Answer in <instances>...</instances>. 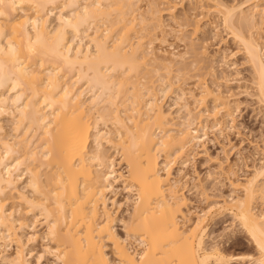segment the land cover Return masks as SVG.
<instances>
[{"label":"bare ground","instance_id":"1","mask_svg":"<svg viewBox=\"0 0 264 264\" xmlns=\"http://www.w3.org/2000/svg\"><path fill=\"white\" fill-rule=\"evenodd\" d=\"M137 2L0 0V263H32L24 249L39 236L26 215L39 210L36 216L43 217L46 227L42 238L50 244L45 252L57 264H237L246 256H230L220 244L210 249L206 244L210 226L226 213L249 237L257 255L250 259L264 264V211L255 207L258 199L264 203V163L246 182L230 179L240 196L210 207L188 224L191 212L184 211L187 198L183 185L173 179L172 165L179 154L206 139L208 123L213 130L225 128L234 116L232 104L220 90L200 80L202 84L190 88V96L200 106L207 99L214 105L195 112L185 98V88L178 86L177 102L185 116L180 124L173 121L160 95L172 93L171 72L179 66L177 76L178 71L184 73L188 53L176 52L173 44L168 45L170 53L159 51L153 48L154 39H145L154 30L167 37L162 16L170 15L175 21L177 6L163 9L160 1L150 0L146 17L137 14ZM211 2L215 7L208 11L221 18L251 65L255 97L264 106V47L256 36V30L264 29V0ZM57 9H61L59 22L51 29L49 17ZM143 25L153 26L148 28L152 33ZM197 27L201 29L197 23L194 34ZM176 31V39L188 47L183 30ZM196 58L191 64L198 62ZM5 116L14 122L12 139L2 124ZM109 121L116 127V137L101 128ZM35 136L40 146L33 142ZM103 142L121 152L126 172L115 169ZM42 168L50 172L46 179ZM23 182L33 197L19 187ZM119 182L135 197L131 216L123 223L125 238L115 229L118 211H112V206L116 201L108 198ZM9 192L31 212L8 210ZM36 216L35 223L39 222ZM28 230V235L20 234ZM131 240L141 246L139 252L128 246ZM13 243L16 252L5 255V248Z\"/></svg>","mask_w":264,"mask_h":264},{"label":"rangeland","instance_id":"2","mask_svg":"<svg viewBox=\"0 0 264 264\" xmlns=\"http://www.w3.org/2000/svg\"><path fill=\"white\" fill-rule=\"evenodd\" d=\"M137 1H139L137 2V5L135 4V9L136 6L138 7L137 9H139V11H137V14H145L149 10L148 1L150 0ZM158 1L162 3V6H160V8L162 7L163 9L173 4L177 6L174 12L175 17L173 15L175 21L172 20L173 18L170 15L163 14L162 20L165 25L164 30L168 31L166 35L167 37H160L159 30V32L157 30V32H154L155 30L153 31V33L150 32L149 30H151L153 27H151V25H148L149 30L146 27L147 25H143V27L147 28L145 29L147 33H152V36L151 34L150 36L148 35L149 37H147L145 41L147 40L146 42H149L150 40L153 41L154 39L153 48L159 51H167L170 53L173 50H171L168 45L173 44V47H176V52H185V54L188 53V55H186L188 57H186L187 59L185 61V64H187L188 67L184 71L185 74L182 72V70L181 72L183 73V75L180 71H178L180 76H177L178 73L176 69L179 66H175L171 72L172 80H170L171 82L173 81L172 83H174L175 88L173 87V89H171L172 91H169V93H172L167 94L166 96H159L160 98L164 99H161L163 109L168 110L167 112L171 111V114L173 116L172 119L175 123H182L181 120L184 119L182 117L185 116V112H183V109H181L180 107V101L177 102V95L181 93L177 88L178 86H181L183 89L185 88L186 92L188 93V96H186L185 98L188 99L187 102L191 105V108L195 109V112H199V110L203 111V109L206 110L207 108L211 109L214 105V103L211 102L212 99H207V103L205 102L206 104L204 103L202 106H200V104L195 102V99H193L189 94V91L191 90L190 88L192 86L194 88L195 84H197L201 80L202 82L206 81V83H208V85L212 87L211 89L214 88L213 90L217 89L222 92L224 97L231 102L234 115V118L232 117V122V118H230V120L227 119L225 128L221 127L223 128V130L221 128L218 129V127V130H213V128H211L212 124L210 123V125L208 123V128L210 129H206V139H204L202 143H199L195 147H192L191 149L185 151L183 154H179V157H177V159L174 161V165H172L173 179H178L180 181V185H183L182 192L187 198L188 208L186 207L184 211L186 213L191 212V215L188 216V218L190 219L188 224L190 225L194 221H196L198 215L202 214V212L204 211H207L210 207L216 206V204H223L225 200L231 197H235L236 195L240 196L242 192L239 190L237 191L233 188L230 179L235 177L243 182H246V180L254 176L255 167H259L264 163V106H262L263 104H260V102L257 101L258 99L255 97L256 89L255 85L253 84V70L250 67L251 65H249L246 57L244 56L245 54L243 53V51H241V47L238 46L239 44L236 43L234 39H232L227 29L224 28V24H221V18L210 13V10L208 11L210 7H215L214 3L211 2V0H207L210 1V3L205 2L206 0H200V2H198L199 0L197 2L195 0H168V3H165L164 0ZM221 1H224V3L227 4H233V2L237 4L244 0ZM202 8H204V11L205 8H207L206 12L202 11ZM248 9H246V11ZM60 10H55L53 15H50L49 17L51 29L55 28V26L58 25L59 21L57 20V18L59 16V13L61 12ZM64 12L66 13V11ZM207 12H209L212 16ZM29 13H32V11L30 10ZM257 17L258 20L259 18L261 19V15H257ZM211 18L213 20H211ZM199 19H201V22H197L199 21ZM216 22L217 24H215ZM139 23L140 22L138 21L136 22L138 30L140 28V26H138ZM197 23L198 26H201V29L200 27H197L198 33L194 34V28L196 27ZM210 23H213L212 27L210 26ZM140 25L142 26V24ZM143 27L142 30L144 29ZM170 28L172 30L174 29V32L172 30L170 31ZM176 30H183L182 36L184 39L187 38L186 42H188V47H186L187 43L185 45V43L179 41L178 38L176 39ZM178 31L176 32L178 33ZM263 31L264 29L260 30L261 33H258V31L256 30V36L257 38L259 37V40L264 47ZM143 32L140 33L144 34ZM146 32L145 34L147 35ZM164 38L167 39L165 40ZM162 39L167 42H164L163 44ZM202 52L206 53L204 54V56L206 55L205 57L203 56ZM195 58L196 60H198V62L196 61L198 64L196 62H194L195 64H191L193 61H195ZM184 67H186V65ZM150 69L152 73L153 67H150ZM146 70L148 71V69ZM162 71L164 70H161V73L165 72ZM71 73L73 74L74 72H70V78L72 77L70 76ZM144 74L146 75V73ZM152 80L155 79L153 78ZM202 82H199L198 84H202ZM201 86L202 85H200V87ZM199 90L200 89L196 90V92L194 90V92L198 94L200 93ZM86 98L88 99V97ZM175 102H177V104ZM10 119L11 118L7 116L2 118V124L3 126H5L4 129L6 130L5 132L10 136L9 139L11 138V136L13 138V136H15L16 134L15 131L12 130L15 129L14 122ZM106 124H108V128L104 126L105 123L101 124V128L104 131L110 130L113 133L111 134V136L116 137V127L112 125L110 121ZM228 124L230 125L228 126ZM206 132L204 131L202 133ZM29 136L30 138H32L33 134L32 136ZM33 142L36 144V146H40L39 138L36 137L35 140L33 139ZM103 145L104 150L107 151L105 153L115 160V169L118 172H126L127 169L126 165H124L122 161L121 152L107 145L105 142H103ZM183 160L186 161V166H182L180 164V162ZM179 169L181 170V172H179ZM229 172L232 174L231 178L229 176ZM40 173L43 175V179H46L48 174H50L47 168H42L40 170ZM23 177H25L23 178V181L26 182V178L28 176L24 175ZM24 182L23 184H20L19 187L31 197L33 195L32 190H30L28 185L26 183L24 184ZM122 184V182L115 183L114 187L116 190L114 191L116 193H109L108 198L111 200L114 199L116 201V205H113L111 204V200H109V206L111 207L113 205L112 211H115V213L116 211H118L116 215V218L118 220L116 222L115 229L122 238H125L127 236L125 234L126 231L123 226L127 222L126 220L131 216V202L133 201L132 198L134 199L135 197L134 194H129L127 190H125V187L123 186L124 184ZM16 197L17 196L12 192L8 193L6 197L8 198V200L6 201V203L8 202V210L20 209L21 214L22 212L24 213L25 211L31 210L28 208L29 206L25 205V203H21L20 200ZM256 202L257 203L255 204V207L257 208V210L264 211L263 201L261 199H258ZM32 211L34 212L35 210ZM33 212H31L33 215H26V219L29 224H34L35 232L38 233L39 237L35 241H33L30 246H25L26 248L24 249V255L28 253L26 256L30 260V263L32 262L31 264H37L39 262V255L43 253V260L40 259V264H57V261L54 260L55 258L53 256H50L49 253L45 252V247L49 246L50 244L47 242V240L43 241L42 238L46 233V227L42 225L44 219L43 217L39 219L40 214L39 216H36L38 215L39 210H36L35 213ZM21 214H19V216ZM34 215L39 219V222L35 223ZM120 220L123 222H121ZM209 230V236L207 238L208 240L206 241L207 248L210 249L211 247H213V245L220 244L221 246H219L223 248V250L230 256H246V259L245 257H243V261H237V264H255V262L253 263L252 259H250V256H255L256 258V251L254 250L252 243L250 239H248L249 237L247 236L245 231H243V229L239 226V223H236V221H234L233 217L230 214L226 213L217 218V220L212 223ZM26 232L29 233L31 231H25L23 232L24 234L22 233V231H20V234L23 236L28 235ZM127 244L133 251L139 252L141 249V246L139 247V245L134 240H131V242L127 241ZM110 248L111 246L108 247V253L110 252ZM5 249V252L7 253H5V255H11L16 252L17 246L13 243ZM109 255H112L111 252L109 253ZM2 263L6 264L3 261L0 264Z\"/></svg>","mask_w":264,"mask_h":264}]
</instances>
